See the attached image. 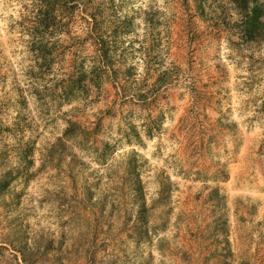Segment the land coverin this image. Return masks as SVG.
Returning <instances> with one entry per match:
<instances>
[{
    "label": "rangeland",
    "instance_id": "1",
    "mask_svg": "<svg viewBox=\"0 0 264 264\" xmlns=\"http://www.w3.org/2000/svg\"><path fill=\"white\" fill-rule=\"evenodd\" d=\"M0 264H264V0H0Z\"/></svg>",
    "mask_w": 264,
    "mask_h": 264
}]
</instances>
